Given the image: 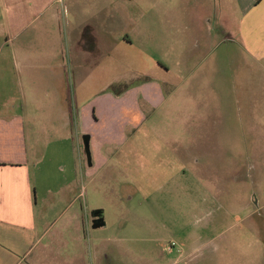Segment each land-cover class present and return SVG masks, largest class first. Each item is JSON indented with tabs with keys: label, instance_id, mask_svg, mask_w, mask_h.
I'll return each mask as SVG.
<instances>
[{
	"label": "rangeland",
	"instance_id": "obj_1",
	"mask_svg": "<svg viewBox=\"0 0 264 264\" xmlns=\"http://www.w3.org/2000/svg\"><path fill=\"white\" fill-rule=\"evenodd\" d=\"M84 1V11H91L95 3L102 10L95 23L103 40L111 35L116 38V33L104 29L102 16L110 10L135 14L138 24L126 32L133 46L113 51L109 46L93 54L85 49L82 57L65 25L70 0H0V86L5 93H14L18 77L22 80L18 93L29 92L26 74L20 69L27 59L36 68L30 74L37 81L51 77L52 89L46 82L47 90L38 93H66L68 87L71 97L80 98V105L98 94H118L124 86L158 78L167 93L175 96L157 112L141 111V119L133 117V123L122 130L123 145L106 152L112 162L93 181L83 175L90 169L84 139L89 134L75 136L74 132L65 145H48L50 154L40 162L35 176L44 172L45 184L56 191L64 181L60 170L66 169L62 165L66 163L69 180L77 175L78 184L67 197L49 200L47 218L36 235L26 232L13 238V229H4L0 264H264V113L258 112L252 120L234 98L235 94L264 93V82L258 90L257 83L231 60L240 53L232 44H227L230 60L222 76L219 65L211 69L203 64L206 53L200 51L205 15L220 11L223 4L229 7L232 0H116L106 5L103 0ZM228 14L231 22L237 19L234 13ZM123 32L118 29L117 36L125 40ZM159 65L170 71L163 72ZM207 68L213 71V81L209 84L207 72V87L202 88ZM196 70L201 74L197 93L190 75ZM91 117L97 122L92 113ZM221 117L227 119L229 128L238 127L246 144L227 157L222 168H216L223 170V177L212 178V184L223 193L214 196L210 206L199 207V194L195 198L183 190L169 192L164 187L169 179L157 180V161L162 159L161 164L167 166L178 155L187 161L190 141L198 140V149H203L207 138L222 136ZM105 125H96L102 137L115 131ZM56 133L55 128L49 129L52 141L61 138ZM159 139L168 145L158 143ZM72 166L80 167V179ZM183 175L169 184L203 185L187 172ZM41 182L37 184L39 196L46 191ZM78 195L77 203L69 207V199ZM59 197L62 200L57 201ZM98 210L103 211L106 226L94 228L92 215Z\"/></svg>",
	"mask_w": 264,
	"mask_h": 264
},
{
	"label": "crops",
	"instance_id": "obj_2",
	"mask_svg": "<svg viewBox=\"0 0 264 264\" xmlns=\"http://www.w3.org/2000/svg\"><path fill=\"white\" fill-rule=\"evenodd\" d=\"M94 1L92 2L95 3ZM112 1L113 4L117 2L116 0H103L102 2L106 5ZM159 1L161 0H157V2ZM85 2L84 0H70L65 8L67 15L65 25L69 30L72 44L80 50L78 55L83 57L85 49L93 54L95 50L109 46L110 51L119 50L123 46H133L131 38L126 32L130 29V26L133 27L134 24H138V18L135 17V14L110 10L108 15L102 16L104 18V29L109 34L116 33V38L111 35L112 38L103 40L99 36L100 32L95 23V20L101 17L102 12L99 11L102 10L95 3L92 5L93 9L91 11H84L82 6ZM87 2H90V0ZM101 7L105 8L104 6ZM227 8L237 17L234 22L230 21ZM215 10L210 11L209 16L205 15L206 18L203 19L204 40L200 42V51L206 53L203 64L210 65V68L212 65H219L222 76L223 69L230 60L227 44H232L237 50H240V53L238 57L232 55L231 60L237 62L238 67L244 71L248 78L250 77L253 82L257 83L258 90H261V82H264V0H232L229 7L223 4L220 11ZM158 16H156L157 19ZM83 18L85 20L81 22L80 20ZM214 18L216 20L215 27L213 26ZM141 19L142 17L140 21ZM178 23L180 24L181 21ZM121 28L124 30L125 40H123V37L117 36V30ZM86 30L88 31L86 32ZM161 30L163 29L161 28ZM229 31L232 35H229ZM216 40L218 42L215 45L213 42ZM223 45L226 47L220 48ZM218 50H220V53L216 54ZM125 53L122 52L121 54L124 55ZM245 56H247L246 59ZM24 61L25 64L20 65L18 63V65L26 74L24 81L29 92L18 93V91L21 92L22 86V80L19 77L13 82L14 93H5L0 86V239H2L1 235H3L4 229L8 230L9 228L13 229V233L16 234V236L13 234V238L26 232L36 235L42 219L47 218L46 208L49 200L57 195H66L67 197L68 193H74L73 188L78 184V182L76 183L77 175L75 180H69L68 175L71 172L67 167L70 168V166H67L66 163L62 164L66 169L64 171L60 170L64 173V181L61 180L56 191L45 184L44 172L39 173L37 177L35 176L34 172L39 169L40 162L50 154L47 148L48 145L54 143L65 145L69 140L71 141L69 135L74 132H76L75 136L89 134L92 163L87 165L90 169L83 172V175L93 181L112 162L106 152L112 147L121 148L123 145L122 130L133 123V117L136 116L141 119V111L143 113L154 110L157 112L168 102H171V97L174 98L175 96V94L167 93L158 78L159 81L156 82H145L131 87L124 86V89L122 88L118 94H98L85 104L80 105V98L77 96L71 97L68 93V87L65 88L66 93H38L42 89L47 90L46 82L50 84L52 89L51 77L48 79L45 77L37 81L30 74L36 69L32 61L27 59ZM189 62L193 64L195 61L191 62L189 60ZM158 67H161V65ZM161 70L163 72L170 71L168 68L167 71L163 67H161ZM207 72H210L209 68H207L206 73L202 74L205 75L201 81L204 82L201 84L202 88L204 85L206 86ZM209 74L210 84L213 81V71L212 74ZM190 75H192L195 83L194 92L197 93L199 91L197 76H201V74L196 70L191 72ZM221 76L218 75L220 81ZM37 83H39L38 89L35 88ZM235 97L250 119L255 120L258 112L264 113V93L235 94ZM240 97L241 101L238 99ZM91 113L97 119V122H93ZM101 117H104V121L101 120ZM226 120V118L221 117L219 130L222 131V136L207 138L203 144V149H198V146H200L198 140L189 142L190 151L187 161L182 157L183 155L181 157H178V155L176 160H168L169 164L167 166L161 164L162 159L157 161L160 165L158 166L159 172L155 175L158 177L157 180L164 181L166 177L169 179L167 185H164L169 192L183 190L195 195V198L199 194V207L205 205V208L207 204L210 206L214 196L217 197L223 193V191H218L217 187L212 184V178L223 177V170H216V168H222L227 157L235 155L238 152V147L246 144L245 137L241 135L238 127L229 128L231 125ZM100 122L106 123V128L115 131L104 133L106 137H102L103 134L99 135L96 127ZM53 128L57 131L56 135L61 137L54 141L49 137V129ZM230 129L235 131L231 135L228 133ZM233 134L236 135L233 136ZM41 136L42 140H40ZM157 141L158 143L162 142L163 145H168L163 139ZM78 144L79 141H77ZM143 146H147L146 143ZM143 160L146 161L147 157L144 156ZM78 162L80 166L79 156ZM72 168V172L79 174L80 179V167L77 169V166H72ZM186 172L196 182H198V179L203 185L191 188L184 185L171 186V182L174 184ZM205 179L207 181L204 184ZM40 180L46 187V191L41 194L42 196L38 194L37 184ZM79 196L69 199V207L77 203ZM59 200H62V197H59L57 201ZM98 211L101 212L102 222L106 226L103 211Z\"/></svg>",
	"mask_w": 264,
	"mask_h": 264
},
{
	"label": "water",
	"instance_id": "obj_3",
	"mask_svg": "<svg viewBox=\"0 0 264 264\" xmlns=\"http://www.w3.org/2000/svg\"><path fill=\"white\" fill-rule=\"evenodd\" d=\"M84 139H85V153H86V156H87V159H88V163H89V165L92 163V159H91V152H90V145H89V137L87 136H85L84 137ZM97 213H100L101 214V212L100 211H96ZM102 215H99V220L98 221H100V224H97L96 226H94V228H100V227H102V226H104V222H102V217H101Z\"/></svg>",
	"mask_w": 264,
	"mask_h": 264
},
{
	"label": "flooded vegetation",
	"instance_id": "obj_4",
	"mask_svg": "<svg viewBox=\"0 0 264 264\" xmlns=\"http://www.w3.org/2000/svg\"><path fill=\"white\" fill-rule=\"evenodd\" d=\"M99 215H101V214L97 213V212L93 213V215H92V220H93L94 226H96L97 224H100V221H98L99 220V218H98Z\"/></svg>",
	"mask_w": 264,
	"mask_h": 264
},
{
	"label": "trees",
	"instance_id": "obj_5",
	"mask_svg": "<svg viewBox=\"0 0 264 264\" xmlns=\"http://www.w3.org/2000/svg\"><path fill=\"white\" fill-rule=\"evenodd\" d=\"M88 30H86V32H87Z\"/></svg>",
	"mask_w": 264,
	"mask_h": 264
}]
</instances>
